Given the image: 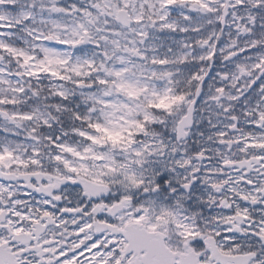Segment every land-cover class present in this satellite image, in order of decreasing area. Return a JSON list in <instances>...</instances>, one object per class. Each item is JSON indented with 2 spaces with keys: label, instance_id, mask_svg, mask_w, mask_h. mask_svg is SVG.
<instances>
[{
  "label": "snow or ice",
  "instance_id": "1",
  "mask_svg": "<svg viewBox=\"0 0 264 264\" xmlns=\"http://www.w3.org/2000/svg\"><path fill=\"white\" fill-rule=\"evenodd\" d=\"M0 264H264V0H0Z\"/></svg>",
  "mask_w": 264,
  "mask_h": 264
}]
</instances>
